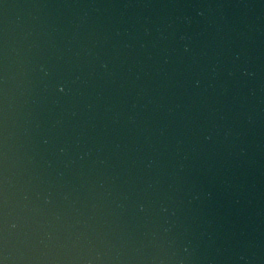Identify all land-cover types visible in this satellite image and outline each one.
Here are the masks:
<instances>
[{
  "label": "water",
  "instance_id": "obj_1",
  "mask_svg": "<svg viewBox=\"0 0 264 264\" xmlns=\"http://www.w3.org/2000/svg\"><path fill=\"white\" fill-rule=\"evenodd\" d=\"M2 264H264V0H0Z\"/></svg>",
  "mask_w": 264,
  "mask_h": 264
},
{
  "label": "snow or ice",
  "instance_id": "obj_2",
  "mask_svg": "<svg viewBox=\"0 0 264 264\" xmlns=\"http://www.w3.org/2000/svg\"><path fill=\"white\" fill-rule=\"evenodd\" d=\"M0 264H2V262H0Z\"/></svg>",
  "mask_w": 264,
  "mask_h": 264
}]
</instances>
